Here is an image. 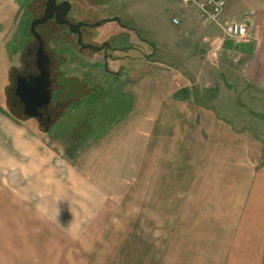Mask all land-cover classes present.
<instances>
[{"label": "rangeland", "instance_id": "obj_1", "mask_svg": "<svg viewBox=\"0 0 264 264\" xmlns=\"http://www.w3.org/2000/svg\"><path fill=\"white\" fill-rule=\"evenodd\" d=\"M32 1H26L20 14L17 9L21 2L0 0V112L11 121L14 133L21 131V142L27 140L23 142L26 148L20 150L0 135L5 154L0 158V264H77L81 259L88 264H163L165 232H187L189 249L193 250V232H223L231 241L235 232H245L254 225L244 212L236 215L240 205H234L232 192L238 190L239 198L245 201L250 195L244 196L241 188H227L238 184L230 180L229 168L248 160L255 172L261 166L258 139L264 138V126L245 118L243 93H231L225 85H218L216 100L225 106L226 117L240 135L221 140L220 145L206 138L205 150H197L195 157L181 156L175 142L171 150L164 141L154 142L155 147L148 150L147 141H141L140 149H136V141L105 142L98 138L116 119L113 117L122 103L111 84L116 81L109 74L111 70L117 73L119 67L124 72L144 67L150 55L179 67V62L168 60L167 48L158 44L159 34L146 31L158 18L171 25L173 3L141 0L144 9L138 13L126 0H68L71 21L93 24L117 16L136 34L110 23L88 32V39L98 42H88L90 45L99 46L107 40L120 50L121 54H111L112 59L123 57L118 64L93 51L71 56V50L58 45L62 31L44 27L49 48L58 46V52L67 59L62 65L66 78L88 95L67 111L62 125L53 122L44 130V125L34 119L11 114L3 95L11 82L9 67L27 43L25 24L39 15L45 2L35 0L29 7ZM23 13L27 15L22 22ZM243 22L247 25L248 18ZM207 26L219 28L217 24ZM157 45L161 47L159 54L153 52ZM92 97L103 100L99 107H84ZM78 113L82 115L78 117ZM225 148L231 149L226 154L230 152L233 157L223 156L220 150ZM245 149L249 157L242 155ZM78 151L80 156H75ZM215 185L222 187L216 190ZM220 248L223 254L231 250L224 243ZM218 250L215 245L214 259H218Z\"/></svg>", "mask_w": 264, "mask_h": 264}, {"label": "crops", "instance_id": "obj_2", "mask_svg": "<svg viewBox=\"0 0 264 264\" xmlns=\"http://www.w3.org/2000/svg\"><path fill=\"white\" fill-rule=\"evenodd\" d=\"M18 1L21 2L17 9L20 12L27 0ZM140 1L126 0V3L134 12L139 13L144 9ZM225 1L221 22L245 21L248 18V39L236 45L224 37L220 28L203 24L192 9L172 4L170 19L177 18L179 24L171 22L168 26L165 20L158 18L146 31L159 34L158 44L167 48L171 57L168 60L179 62V67L150 55L144 67L132 70L127 68L125 72L119 67L116 74L111 70L109 74L116 79L111 84L116 86L115 93L122 99V103L113 117L116 119L108 124L101 136L95 138L105 142L121 139L132 143L136 141V149H140L141 141H147L150 143L148 150L153 149L157 141L166 142V149L171 150L175 142L181 156H198L197 150H205L203 140L206 138L218 141L217 145H220L221 140L230 141L232 135L235 136L232 139L237 137V131L232 128V120L226 117L225 106L216 100L215 91L222 85L231 93H243L245 118L256 119L264 126V0ZM159 45L153 48L155 54L160 53ZM115 62L121 63L120 60ZM228 107L231 108V103ZM12 125L0 112L2 139L10 140L14 148L22 150L26 148L23 142L27 140L21 142V131L14 133L10 128ZM258 140L261 147L260 169L255 172L256 168L248 160L242 161L240 166L235 165L237 168H229L227 173L230 180L238 183L236 186L229 184L228 189L241 188L245 191L244 196L250 195V199L245 201L239 198L238 190L232 192L234 205H240L236 215L244 212L246 218H251L254 227L249 225L244 229L245 232H235L231 241L228 240L229 234L223 232H193L190 243L193 250L189 249L190 235L187 232H165L168 236L165 239L163 264H262L264 138ZM230 150L225 148L220 151L226 156ZM85 151H88V146ZM175 155L172 153V156ZM242 155L249 157L246 156L247 149ZM75 156H80L79 151ZM227 156L233 157L230 152ZM0 158H5L2 147ZM253 173H256L255 182L252 180ZM221 187L214 186L216 190ZM222 243L231 250H225L223 254L220 248ZM215 245L219 247L218 259L212 256ZM77 264L88 262L81 259Z\"/></svg>", "mask_w": 264, "mask_h": 264}, {"label": "flooded vegetation", "instance_id": "obj_3", "mask_svg": "<svg viewBox=\"0 0 264 264\" xmlns=\"http://www.w3.org/2000/svg\"><path fill=\"white\" fill-rule=\"evenodd\" d=\"M35 0L29 4V7H32ZM62 2H68V0H61L57 1L56 4H60ZM45 3L46 0L39 9L40 13L39 15L31 18L27 24H25V30H26V40L27 42L25 45H23L22 51L20 52L19 56H17V60L12 63V66L9 67L8 77L11 81L5 90H3L4 99L6 102V106L8 110L13 114L15 117H21L26 118L28 120L34 119L37 121L38 124L44 125V130H47L48 126L51 123L58 124L62 122V118H64L69 109H71L74 106L80 105L81 101L88 99V95L86 96L85 92L80 93L79 90L80 87L75 83L74 80L67 79L65 76V73L67 70H62V65L64 62L67 61L65 57H62V55L58 52L57 47L49 48L48 46V36L46 35L45 31L46 26L50 28H58L62 32L61 34L58 33L59 37L57 39L58 45H62L67 47L69 50H71V56L74 54L75 56H84L88 51H93L94 53L101 54L104 60L109 61H119L122 58L120 56L117 58H111V54H121L120 50L118 48H115L112 46L110 42L107 40L102 41L99 43V46L92 45L95 47H102L103 49L101 51H96L93 49H87L88 45L90 43L88 42H96V40H90L88 39V32H91L94 28L89 27L88 25H92L90 23H86L83 21H76L73 22L70 20L69 15L71 13V3L70 4V10L61 18H58V21H68L70 23V26L66 24H59L58 21L55 19L56 15L63 14V10L66 8L63 6V9L60 10L58 13H54V16L52 19L47 20L46 22L42 24H38L35 26L34 31L35 34L38 35L39 39H36L33 34L30 31V25L33 21L38 20L43 17L44 9H45ZM32 12H35V9L32 8ZM28 13V12H27ZM27 13H23L24 18L22 22L24 21ZM117 18V16H113L108 19ZM104 19V20H108ZM101 19L100 21H102ZM99 22V21H98ZM23 24V23H21ZM51 24V25H50ZM83 24V25H82ZM95 24V23H93ZM103 24V23H102ZM101 24V25H102ZM110 24H116L118 28L121 29H127V30H133V33L136 34V30L132 28L131 26L122 25L119 22H110ZM100 25V26H101ZM52 26V27H51ZM78 26V27H76ZM99 27V26H98ZM44 29V30H43ZM72 29V31H70ZM22 35V33H21ZM40 45H42V51L47 59V69H48V90L50 93V101L47 105L43 106L42 108L38 109L39 116L36 118L28 117L24 114V104L20 100L18 96L15 95L16 86L18 81L28 82L30 77H34L38 75V69L36 65L37 60V52L39 50ZM17 65V66H16ZM112 72V71H111ZM116 73L113 71V74ZM90 95V94H89ZM83 96V97H82ZM82 97V98H81ZM92 100H87L85 103L86 108H88L90 105L92 106H98L99 103L103 100L97 99V97H92ZM84 105V104H83ZM85 108V109H86ZM78 117L82 115V113ZM63 123H60L62 125Z\"/></svg>", "mask_w": 264, "mask_h": 264}, {"label": "water", "instance_id": "obj_4", "mask_svg": "<svg viewBox=\"0 0 264 264\" xmlns=\"http://www.w3.org/2000/svg\"><path fill=\"white\" fill-rule=\"evenodd\" d=\"M63 6L66 8L63 10V14L59 16L56 15L55 19L58 21V18L63 17L70 10V4L68 2H62L60 4H56V0H46L45 9L43 13V17L35 20L30 25V31L36 39L38 35L35 34L34 28L38 24H42L49 19H52L54 13H58L63 9ZM110 22H119L118 18H112L108 20H102L96 22L95 24L88 25L89 27H98L102 23H110ZM59 24H66L70 26V23L66 20L58 21ZM83 25V24H82ZM78 27V26H76ZM72 31V29H70ZM42 45H40L39 50L37 52V60L36 65L38 69V75L34 77H30L28 82L18 81L16 86L15 95L20 98V100L24 104V114L28 117L36 118L40 114L38 112L39 108L47 105L50 101V93L48 90V69H47V59L42 51ZM87 49H93L96 51H101L102 47H95L92 45H88Z\"/></svg>", "mask_w": 264, "mask_h": 264}, {"label": "built area", "instance_id": "obj_5", "mask_svg": "<svg viewBox=\"0 0 264 264\" xmlns=\"http://www.w3.org/2000/svg\"><path fill=\"white\" fill-rule=\"evenodd\" d=\"M170 3L187 6L206 25L217 24L225 38L239 45L248 39V27L243 21H230L222 25L219 18L225 8V0H168ZM172 24L178 25L179 20L173 18Z\"/></svg>", "mask_w": 264, "mask_h": 264}, {"label": "trees", "instance_id": "obj_6", "mask_svg": "<svg viewBox=\"0 0 264 264\" xmlns=\"http://www.w3.org/2000/svg\"><path fill=\"white\" fill-rule=\"evenodd\" d=\"M21 18V17H20Z\"/></svg>", "mask_w": 264, "mask_h": 264}]
</instances>
